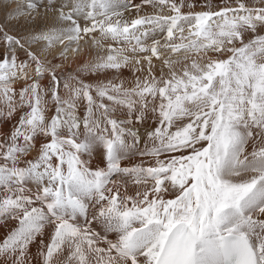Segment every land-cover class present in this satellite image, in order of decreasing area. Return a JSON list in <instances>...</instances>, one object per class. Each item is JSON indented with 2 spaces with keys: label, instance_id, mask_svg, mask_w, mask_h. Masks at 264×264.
<instances>
[{
  "label": "snow or ice",
  "instance_id": "obj_1",
  "mask_svg": "<svg viewBox=\"0 0 264 264\" xmlns=\"http://www.w3.org/2000/svg\"><path fill=\"white\" fill-rule=\"evenodd\" d=\"M0 264H264V0H0Z\"/></svg>",
  "mask_w": 264,
  "mask_h": 264
}]
</instances>
